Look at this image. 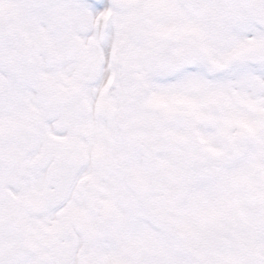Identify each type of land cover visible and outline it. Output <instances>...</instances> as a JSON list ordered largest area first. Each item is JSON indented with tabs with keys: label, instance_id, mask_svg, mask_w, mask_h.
Listing matches in <instances>:
<instances>
[{
	"label": "snow or ice",
	"instance_id": "6c2138e0",
	"mask_svg": "<svg viewBox=\"0 0 264 264\" xmlns=\"http://www.w3.org/2000/svg\"><path fill=\"white\" fill-rule=\"evenodd\" d=\"M0 264H264V0H0Z\"/></svg>",
	"mask_w": 264,
	"mask_h": 264
}]
</instances>
